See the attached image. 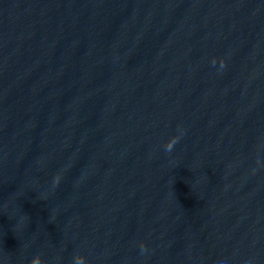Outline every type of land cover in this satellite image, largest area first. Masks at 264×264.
Masks as SVG:
<instances>
[{
  "label": "clouds",
  "instance_id": "9594fccd",
  "mask_svg": "<svg viewBox=\"0 0 264 264\" xmlns=\"http://www.w3.org/2000/svg\"><path fill=\"white\" fill-rule=\"evenodd\" d=\"M211 63L213 65H215L217 63L216 59L213 58ZM219 64H220V68H223L225 66L224 60L221 59L219 61ZM179 140H180L179 135H174L170 139H168L166 141V143L164 144L165 151L171 152L172 149L174 148V146L179 142ZM58 181H59V177L56 178V182H58ZM139 248H140L141 253L147 252V246L145 243L141 242L139 244ZM224 262L225 261H217V262H215V264H224ZM31 264H43L41 255H39V254L35 255L31 260ZM72 264H87L86 257L82 254H79V253L75 254L72 258Z\"/></svg>",
  "mask_w": 264,
  "mask_h": 264
}]
</instances>
